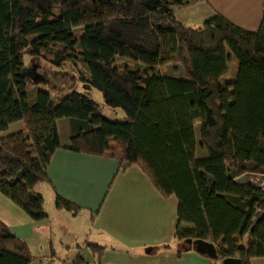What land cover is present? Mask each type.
Returning a JSON list of instances; mask_svg holds the SVG:
<instances>
[{
	"label": "trees",
	"instance_id": "1",
	"mask_svg": "<svg viewBox=\"0 0 264 264\" xmlns=\"http://www.w3.org/2000/svg\"><path fill=\"white\" fill-rule=\"evenodd\" d=\"M204 1L0 0V194L31 220L46 218L35 187L49 182V162L63 148L56 122L66 118V150L102 156L115 144L119 171L137 166L163 197L177 199L178 242L212 243L219 264L264 258V188L234 182L245 173L264 176V6L255 32L217 13L195 28L176 20L177 10ZM26 58L76 70L79 60L88 75L81 79L124 120L106 119L77 91L53 97L38 87L43 78ZM120 58L140 68L120 67ZM233 60L235 76L221 81ZM167 65H182L185 75L163 74ZM17 122L23 128L9 133ZM54 206L79 209L58 195ZM88 246L99 260L104 249ZM32 260L0 220V264Z\"/></svg>",
	"mask_w": 264,
	"mask_h": 264
},
{
	"label": "crops",
	"instance_id": "2",
	"mask_svg": "<svg viewBox=\"0 0 264 264\" xmlns=\"http://www.w3.org/2000/svg\"><path fill=\"white\" fill-rule=\"evenodd\" d=\"M263 6L264 0H206L177 10L175 17L195 28L217 13L255 32ZM227 75L221 81L232 79ZM56 126L63 148L52 155L49 182L40 184L38 192L46 218L31 220L0 194V220L26 244L33 257L29 264H73L77 257L83 264H219L175 239L177 199L163 197L137 166L119 171L123 155L115 144L102 156L75 153L65 149L70 121L59 119ZM10 127L19 131L23 125ZM56 195L79 209L72 213L55 208ZM89 244L104 249L99 260ZM250 264H264V258H253Z\"/></svg>",
	"mask_w": 264,
	"mask_h": 264
},
{
	"label": "rangeland",
	"instance_id": "3",
	"mask_svg": "<svg viewBox=\"0 0 264 264\" xmlns=\"http://www.w3.org/2000/svg\"><path fill=\"white\" fill-rule=\"evenodd\" d=\"M73 31L76 36L80 35V28H75ZM129 62H127L125 59L122 58L118 59V64L120 65V67L135 68V69L140 68L139 66L136 65L140 63H136L132 61L130 63ZM26 64L32 69L33 67L35 68L36 75L42 76L43 80L38 81L39 82L38 84H40L38 86H41L43 89L49 91L53 97L60 98L71 91H77L83 94L84 96L97 102L100 105V113L106 119L110 121H120V118L124 117L123 112L120 109H110L107 106H105L101 94L96 89H94L92 86H90L88 83H86L81 79V76L87 75V69L79 60L77 63L78 65L77 70L74 67H72L71 64H66L65 66L60 68L49 64L43 59L30 60L26 58ZM235 65L236 62L233 60L229 65V71L226 77L233 78L235 76ZM161 71L163 74L168 76L182 77L185 75V71L182 65L176 66V68H174L171 65H167L164 66ZM35 82H37V80H35ZM29 90L32 89L29 87ZM13 128L10 127L9 128L10 131ZM198 128H199V123L196 122L195 131H196L197 143H198L197 156L204 157L206 156V152L204 151V149L200 148L199 146V137L197 133ZM11 132H16V130ZM42 187L43 186L40 185L36 186L35 191L37 193L40 192L43 189ZM249 193L250 192H247L246 195H249ZM83 219H85V216H83Z\"/></svg>",
	"mask_w": 264,
	"mask_h": 264
},
{
	"label": "water",
	"instance_id": "4",
	"mask_svg": "<svg viewBox=\"0 0 264 264\" xmlns=\"http://www.w3.org/2000/svg\"><path fill=\"white\" fill-rule=\"evenodd\" d=\"M234 182L237 185H250L260 189L264 188V176L257 175L254 173H245L237 177ZM261 218L262 212L258 211L255 214L254 219L252 220L249 233L253 231L254 227L261 220ZM185 243L189 245V248L193 247L196 252L205 255L212 260H215L217 257L216 248L212 243H208L201 240H186ZM222 264H241V262L239 259H225L222 261Z\"/></svg>",
	"mask_w": 264,
	"mask_h": 264
}]
</instances>
